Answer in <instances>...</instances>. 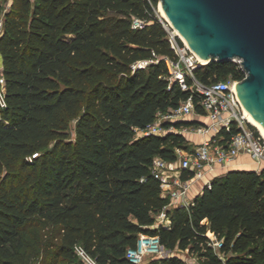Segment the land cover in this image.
Returning <instances> with one entry per match:
<instances>
[{
    "label": "trees",
    "instance_id": "1",
    "mask_svg": "<svg viewBox=\"0 0 264 264\" xmlns=\"http://www.w3.org/2000/svg\"><path fill=\"white\" fill-rule=\"evenodd\" d=\"M157 3L11 0L0 17V264H16L26 233L44 227L51 236L34 252L39 264H85L76 246L94 264H130L125 253L139 235L158 236L164 249L187 250L205 264H264V167L213 177L188 208H165L168 198L150 174L154 157L173 161L175 149L193 147L175 132L137 135L157 112L190 97L176 83L169 88L164 59L176 57ZM133 18L141 29L131 28ZM152 53L156 63L131 68ZM193 72L205 84L244 77L232 61ZM195 111L202 114L196 103ZM236 132L233 123L214 138ZM161 213L169 225L156 222Z\"/></svg>",
    "mask_w": 264,
    "mask_h": 264
},
{
    "label": "built area",
    "instance_id": "2",
    "mask_svg": "<svg viewBox=\"0 0 264 264\" xmlns=\"http://www.w3.org/2000/svg\"><path fill=\"white\" fill-rule=\"evenodd\" d=\"M160 22L167 32L170 47L176 57L175 61L164 59L168 71L169 88L172 83H176L180 90L189 91L190 97L180 102L175 108L157 112L153 123L145 130L138 131L137 135L162 136L167 132H175L183 136L195 134L203 137L199 144H193L189 152L175 149V160L167 161L161 157H154L150 166V174L159 183L160 194L168 198L165 208H188L193 202L195 182L199 184V191L209 187L210 181L217 176L218 170L229 169L237 156L246 155L258 166L264 167V140L255 135L253 126L242 116V105L235 91V84L239 81L228 79L208 84L201 83L196 79L193 71L206 63L197 59L166 20L160 19ZM143 24L142 20L133 18L131 28L141 29ZM157 61V57L152 53L151 59L137 61L131 68L133 70L146 68ZM232 62L237 65L245 77L241 61L233 59ZM194 97H196L195 103L202 110V114L195 111ZM0 106H4L1 97ZM188 119L199 123L180 128L174 126L175 123ZM233 123L237 132L228 140L220 142L214 138L221 129L228 131ZM184 172H190L191 176L184 179L182 177ZM161 215L164 217V213ZM164 223L169 225V221ZM209 245L214 250H219L222 243L210 239ZM74 250L82 260L94 264L79 246H76ZM163 251L164 248L158 236L139 235L135 248H128L125 258L130 264H143L145 255L158 256ZM218 257L223 260L222 256L218 255Z\"/></svg>",
    "mask_w": 264,
    "mask_h": 264
},
{
    "label": "water",
    "instance_id": "3",
    "mask_svg": "<svg viewBox=\"0 0 264 264\" xmlns=\"http://www.w3.org/2000/svg\"><path fill=\"white\" fill-rule=\"evenodd\" d=\"M165 20L200 58L239 59L241 103L264 128V0H158ZM240 170V169H230Z\"/></svg>",
    "mask_w": 264,
    "mask_h": 264
},
{
    "label": "rangeland",
    "instance_id": "4",
    "mask_svg": "<svg viewBox=\"0 0 264 264\" xmlns=\"http://www.w3.org/2000/svg\"><path fill=\"white\" fill-rule=\"evenodd\" d=\"M11 4V0H0V7H1V15L2 17L3 13L6 12ZM156 13L162 20H165L163 15L160 11V4L159 1L156 5ZM207 63V62H206ZM243 116V115H242ZM74 125L75 122H71L68 129L69 139H74ZM251 125V124H250ZM252 126V125H251ZM253 128L258 132V130L253 126ZM259 136L260 133L258 132ZM185 137L192 142H198L199 135L195 134H186ZM196 190H200L199 188H196ZM156 222H164V217L161 214H158L155 216ZM50 230L47 227L40 228V229H31L28 231L23 238V241L25 243V247L22 249L19 257L15 260L16 264H39L40 263V257L35 256L34 252L40 251L43 249L44 245H48V242L50 240ZM54 240V239H53ZM168 257H176L181 259L183 262L187 264H205V260L197 255L189 254L187 250L184 251H169L167 249H164L162 254L158 256H144L143 264H157L159 260L166 259ZM37 258V259H36ZM80 262H82L80 259H78ZM83 263L90 264L83 260Z\"/></svg>",
    "mask_w": 264,
    "mask_h": 264
},
{
    "label": "crops",
    "instance_id": "5",
    "mask_svg": "<svg viewBox=\"0 0 264 264\" xmlns=\"http://www.w3.org/2000/svg\"><path fill=\"white\" fill-rule=\"evenodd\" d=\"M203 140L202 136H199L198 142H192L190 139L189 141L192 142V144L197 145ZM262 167L258 166L254 160H252L250 157L246 155H239L235 158L233 161L232 166L229 169L226 170H218L217 175L225 174L230 169H240V170H253V171H259ZM199 187L198 182H195L193 192L194 196L193 198L198 195L201 191L196 190V188Z\"/></svg>",
    "mask_w": 264,
    "mask_h": 264
},
{
    "label": "bare ground",
    "instance_id": "6",
    "mask_svg": "<svg viewBox=\"0 0 264 264\" xmlns=\"http://www.w3.org/2000/svg\"><path fill=\"white\" fill-rule=\"evenodd\" d=\"M160 11H161V14L163 15V17L165 18L164 16V12L161 8V5H160ZM171 26V25H170ZM172 27V26H171ZM174 30V29H173ZM175 34L178 35V33L174 30ZM179 36V35H178ZM180 37V36H179ZM184 43L186 44V46L192 51V49L190 48V46L187 44V42L182 38L180 37ZM193 52V51H192ZM194 53V52H193ZM195 54V53H194ZM196 55V54H195ZM197 59L200 60L202 63H206L207 60L206 59H203V58H200L198 55H196ZM242 115H243V118L249 123L251 124L252 126H254L258 132L260 133V135L262 136V138L264 139V128L253 118V116L249 113V111L242 105Z\"/></svg>",
    "mask_w": 264,
    "mask_h": 264
}]
</instances>
